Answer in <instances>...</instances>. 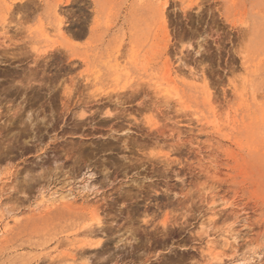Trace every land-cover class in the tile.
Instances as JSON below:
<instances>
[{
    "label": "rangeland",
    "instance_id": "rangeland-1",
    "mask_svg": "<svg viewBox=\"0 0 264 264\" xmlns=\"http://www.w3.org/2000/svg\"><path fill=\"white\" fill-rule=\"evenodd\" d=\"M86 257L264 264V0H0V264Z\"/></svg>",
    "mask_w": 264,
    "mask_h": 264
},
{
    "label": "bare ground",
    "instance_id": "bare-ground-1",
    "mask_svg": "<svg viewBox=\"0 0 264 264\" xmlns=\"http://www.w3.org/2000/svg\"><path fill=\"white\" fill-rule=\"evenodd\" d=\"M60 28V27H59ZM113 65V64H112ZM120 66V63L119 62H117V64H116V66ZM112 69V68H111ZM116 70V69H115ZM121 71V70H120ZM123 72V71H122ZM115 73V72H114ZM119 73V72H118ZM90 80V79H89ZM206 89V88H205ZM159 90L160 91H163L164 92V94L166 93V92H168V90L166 91V88L165 87H163V85L161 84L160 85V88H159ZM203 94V93H202ZM68 196H63V195H61V200L62 201H64V204L65 205H67L68 207H73L74 206V201H72L71 199H69V198H67ZM50 200V201H49ZM55 201V199H48L47 200V202H48V204H50V203H53ZM86 202V201H85ZM146 209V208H145ZM66 215V214H65ZM90 219H91V221H93V225H96L97 227H102V224H103V221H102V218H101V216H100V213L96 210V209H93V210H91V216H90ZM92 223V222H91ZM89 224H90V222H89ZM92 225V226H93ZM88 226V225H87ZM112 228V227H111ZM95 229V228H94ZM91 231V230H90ZM90 233H92V232H90ZM208 234V233H207ZM209 236H210V234H208ZM223 235V234H222ZM104 236V235H103ZM114 236V235H113ZM207 236V235H206ZM225 236V235H224ZM101 237V236H100ZM233 237V236H232ZM213 238V237H212ZM214 241V239H209L208 241H207V244H211L212 242ZM101 243V240L99 241L98 240V242L97 243H95V245H98V244H100ZM225 243V242H224ZM94 245V244H93ZM92 245V246H93ZM76 251V250H75ZM71 253V252H70ZM72 255V254H71ZM85 260H86V263L87 264H89V262H88V259H87V257L85 258Z\"/></svg>",
    "mask_w": 264,
    "mask_h": 264
}]
</instances>
